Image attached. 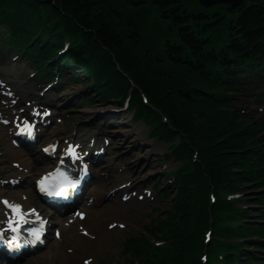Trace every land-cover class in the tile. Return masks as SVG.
<instances>
[{
  "label": "trees",
  "instance_id": "16d2710c",
  "mask_svg": "<svg viewBox=\"0 0 264 264\" xmlns=\"http://www.w3.org/2000/svg\"><path fill=\"white\" fill-rule=\"evenodd\" d=\"M5 1V0H1ZM7 1V0H6ZM11 4L8 6V15L15 22H20L21 27L31 28L35 31L38 29L40 23L39 12L37 8V0H10ZM98 0H53L55 11L63 18H69L68 21H72L75 25H86L92 32V37L103 46L118 53L119 57L126 52H130V48L137 45L141 37L134 38L135 34L131 32V29L137 28V23L134 20H127L121 16L120 10L117 8L109 9L108 13L101 12L96 14L100 5ZM112 1L107 0L105 5L101 8L106 9L107 6H111ZM135 6H138L137 4ZM264 10L263 8L245 9L243 12V18L239 23V28L243 35L248 37H256L264 33ZM176 16V15H175ZM203 16L197 17L202 19ZM175 20H180L179 17ZM187 20V19H185ZM127 27V28H125ZM124 29V30H123ZM122 30L128 35L127 42L123 38ZM179 33L182 35L183 42L189 44L195 49L196 42L191 40V34L187 28H179ZM50 36L51 33L45 31V36ZM143 36V35H142ZM56 40V39H52ZM31 43L49 52L54 46L50 45L48 41L43 42V39H36ZM126 43V44H125ZM125 46L126 49L123 47ZM33 48L37 51V48ZM148 46H144L139 52L144 55L143 60L140 63L136 59H130L131 66L129 64L126 67L135 74L141 83L153 94L157 95L159 100L164 101L171 110L174 111L177 123L182 126H187L189 134H193L197 140L198 146L203 150L204 158L202 159L204 168V175L210 179L215 185H222L224 180H229L230 184L236 189L246 188L245 184L249 181L248 175L244 172L237 170L239 166V148L240 138L236 134V126L231 116H228L217 110L216 105L211 103H204L206 110L211 113L208 115H197L192 108V105L188 104L182 93L177 87H185L187 89L194 88L196 90L203 91L202 86L194 81L193 75L188 72H182L179 69L175 71V67L172 70H162L159 66L160 61L156 59L155 64L151 62L154 52H149ZM171 52H175V49L170 48ZM43 53V52H42ZM138 53V51H136ZM174 58V54L171 53ZM159 57V56H158ZM171 59V57H169ZM175 59V58H174ZM104 58L99 56V61H103ZM105 63H109L105 59ZM133 63L137 65L136 69H133ZM99 69V68H98ZM142 71V75L135 73L134 71ZM115 75L112 77V82L116 84L112 87V90L118 87L117 79L122 82L123 78L120 72L114 71ZM140 77H139V76ZM174 75V76H173ZM175 77V79H173ZM182 82V83H181ZM189 99V96L184 95ZM220 109V108H219ZM181 120H186V125ZM213 173V174H211ZM187 192V190H184ZM246 231L250 232L249 229Z\"/></svg>",
  "mask_w": 264,
  "mask_h": 264
},
{
  "label": "rangeland",
  "instance_id": "374dc122",
  "mask_svg": "<svg viewBox=\"0 0 264 264\" xmlns=\"http://www.w3.org/2000/svg\"><path fill=\"white\" fill-rule=\"evenodd\" d=\"M111 1L112 2H119V1H123V0H111ZM127 9L132 14L137 15L142 20V18L139 16V14L142 13L143 8L138 7L136 9H132L130 6H127ZM94 13H96V14L97 13H100V10L97 11V12H94ZM121 16H123V17H125V19L129 20L128 17L124 16L122 13H121ZM69 23L70 24H73L71 20L69 21ZM139 29H140V31L137 30V29H131L132 30L131 32H133L135 34V38H137L140 34H142V32L146 35V37L152 35V31H151L150 28H145L143 25L139 24ZM123 30L121 32L122 35H123V38L124 39L125 38L127 39L128 38V35L125 34ZM95 44L97 45V42ZM131 51H132V58L133 59H136L137 62L140 63L139 56L136 55V53L133 51V49H131ZM125 59H128L127 62H129V60H130L129 57H125ZM136 67H137V65H135L133 63V69H136ZM142 73H143L142 71H139L138 72V74H140V75H142ZM66 78L70 81L69 74L66 75ZM79 86L80 85L78 84V85L70 86V87H67V88L68 89H71V90H76L77 88H80L81 91L80 92L78 91L75 94V96H77V95H82V96H81V98L76 99L75 100V103L73 104V109H74V111H75V113L77 115V116L76 115H74V116H75L76 119H78V117H81L82 120L85 121V120L90 119L92 117L94 118V116L96 115V114H92V115L86 116V114L88 112H92L93 110L95 111L98 107L102 109V108H105L106 106H104V105L101 106L102 104H99L97 102V100L95 102H91V101H93V99H95V97L94 98H91L90 100L87 99L88 96L86 95V92H87L88 88H86V86H84V87H81V86L79 87ZM83 103H85V104H83ZM124 128L127 129L126 126ZM159 146H161L159 148H163V149L165 148L163 145H160L159 144ZM152 148L153 147H150L149 146L148 147V151H150ZM141 154H142L141 151L140 152L133 151L132 154L130 155V157H128V159H130V161H132V158L131 157H133V156L135 157V156L141 155ZM140 163H141V166L137 167L136 168L137 170L135 169L136 171L134 172V174L137 175V177H139V178H141L143 176H150V175H153V174H156L157 175V173L159 172L158 170H160V172L163 170V169L161 170L159 168V165L157 164L156 161H155L156 166L155 165L152 166L150 168V170H149V167L142 166V162H140ZM157 189H158V187H157ZM263 192H264L263 189H259V190L256 191V194H262ZM155 202H157V204H159V206H160L159 209L161 210V212H163L164 210H166L169 201L165 202V201H163L161 199V200H156ZM248 202H249V204H248L249 207L252 206L251 209H252L253 212H257V214H259V215L262 214V210H261L262 208L261 207L253 206V204H254V197L253 196H251V197L249 196ZM138 206L139 205L136 204V203H134V204L129 203L128 204V209H129L130 212H123L122 215H121V218L122 219L127 220V221H130L132 223L133 231L135 233H138L139 231L142 232V230L145 227V225L148 224L150 221H152V219H151V217H150V215H149L148 212H146L142 216L140 215V213L138 212V210L140 208L143 209L144 206H142L140 208ZM153 206H154V203L152 204V207ZM154 208L155 207H153L151 209V213L154 211ZM147 211H148V209H147ZM155 214H157V213H155ZM211 237H212V235H211ZM113 242H114V245L117 246L118 248H121V246H122L121 250H122V253L124 254V252H123V245H122V243H123V237L114 239ZM125 257H127V256L125 255ZM118 259H119V262L124 260L121 256H119ZM126 259L127 260H125V261H127L128 264H130L129 261H135V259H132V258H130V259L126 258Z\"/></svg>",
  "mask_w": 264,
  "mask_h": 264
},
{
  "label": "bare ground",
  "instance_id": "6f19581e",
  "mask_svg": "<svg viewBox=\"0 0 264 264\" xmlns=\"http://www.w3.org/2000/svg\"><path fill=\"white\" fill-rule=\"evenodd\" d=\"M73 94H74V92H73ZM97 109H100V108H97ZM123 134H129V132L125 131ZM125 143L127 144V148H131L130 147L131 145L127 141ZM113 209L119 212L121 210V206H119V207L115 206ZM92 210L96 213H99L101 211V210H98L96 207H93ZM96 225H97L96 221L93 222L92 224H87V226L90 228V231L93 234H96V236H97L96 239L98 238L101 243H105L106 239L110 236V233L107 231H102L101 229H98V227ZM67 236L69 238V241L71 242V246L75 247L77 250L82 251V252L83 251L84 252H86V251L92 252L93 251V241L90 238L81 239L82 237L79 236V234L77 232V228L75 226L69 229ZM63 246L64 245L61 243V241L56 240L54 243L55 252L51 251L50 254H57L58 253L64 259L65 264H73V260L75 261L76 259H73L72 256L67 251L64 253ZM45 259L48 260L49 257H46ZM50 261H52V260H50Z\"/></svg>",
  "mask_w": 264,
  "mask_h": 264
},
{
  "label": "snow or ice",
  "instance_id": "6c2138e0",
  "mask_svg": "<svg viewBox=\"0 0 264 264\" xmlns=\"http://www.w3.org/2000/svg\"><path fill=\"white\" fill-rule=\"evenodd\" d=\"M50 175H52V176H57V175H59V176L63 177L64 180H65L67 183L72 184V186H75V183H77V182H75V181H69V180L67 179V177H64V174H63V173H60V172H59V170H57L55 173H52V174H50ZM45 180H47V177H45ZM40 183H41V188H42V190H46V189H44V183H45V181L42 180ZM49 194H52V193L49 192ZM56 194H57V195H63V192H57ZM4 203H5V205H7L10 209H12L17 215H22V209H21V206H20V205H13V204H11L9 201H4ZM8 224L12 226V227H11V230H12V231H16V228H15V226H14V221H13L12 219H9ZM121 227H123V225H121ZM32 234H33L34 236L39 237V233H37V232L34 231V230H33V233H32ZM2 235H3V233H2V231H0V236H2Z\"/></svg>",
  "mask_w": 264,
  "mask_h": 264
}]
</instances>
